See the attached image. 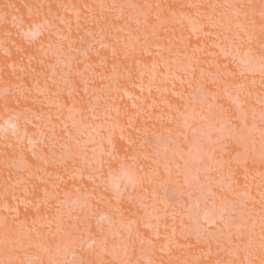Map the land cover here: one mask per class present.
<instances>
[{"label":"rangeland","instance_id":"1","mask_svg":"<svg viewBox=\"0 0 264 264\" xmlns=\"http://www.w3.org/2000/svg\"><path fill=\"white\" fill-rule=\"evenodd\" d=\"M0 264H264V0H0Z\"/></svg>","mask_w":264,"mask_h":264},{"label":"bare ground","instance_id":"2","mask_svg":"<svg viewBox=\"0 0 264 264\" xmlns=\"http://www.w3.org/2000/svg\"><path fill=\"white\" fill-rule=\"evenodd\" d=\"M132 94V93H131ZM131 94H129L128 96H130ZM138 94V93H137ZM140 94V93H139ZM133 95H135V94H133ZM135 96H137V95H135ZM131 97V96H130ZM134 97V96H133ZM133 102H135L134 104H137L138 103V101L137 100H133ZM123 133V132H122ZM125 136H126V134H125ZM127 138V137H126ZM128 140H130V139H128ZM120 143V142H119ZM121 144V143H120ZM118 146V145H117ZM119 146H121V145H119ZM118 146V147H119Z\"/></svg>","mask_w":264,"mask_h":264}]
</instances>
